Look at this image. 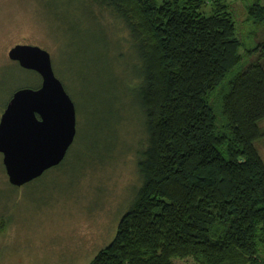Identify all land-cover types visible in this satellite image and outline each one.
I'll return each mask as SVG.
<instances>
[{
	"label": "trees",
	"instance_id": "1",
	"mask_svg": "<svg viewBox=\"0 0 264 264\" xmlns=\"http://www.w3.org/2000/svg\"><path fill=\"white\" fill-rule=\"evenodd\" d=\"M91 2L130 34L149 146L90 264H264L263 0H244L243 20L231 0Z\"/></svg>",
	"mask_w": 264,
	"mask_h": 264
},
{
	"label": "rangeland",
	"instance_id": "2",
	"mask_svg": "<svg viewBox=\"0 0 264 264\" xmlns=\"http://www.w3.org/2000/svg\"><path fill=\"white\" fill-rule=\"evenodd\" d=\"M231 1L243 20L244 0ZM131 43L125 25L91 0H0V123L18 90L43 84L10 58L28 44L50 52L78 129L64 162L21 187L0 152V264H90L115 240L143 186L149 146ZM257 145L264 157V139Z\"/></svg>",
	"mask_w": 264,
	"mask_h": 264
},
{
	"label": "water",
	"instance_id": "3",
	"mask_svg": "<svg viewBox=\"0 0 264 264\" xmlns=\"http://www.w3.org/2000/svg\"><path fill=\"white\" fill-rule=\"evenodd\" d=\"M10 58L38 72V89L22 88L9 102L0 123V152L10 183L21 187L61 165L75 143L76 104L56 76L52 56L40 46L20 44Z\"/></svg>",
	"mask_w": 264,
	"mask_h": 264
}]
</instances>
